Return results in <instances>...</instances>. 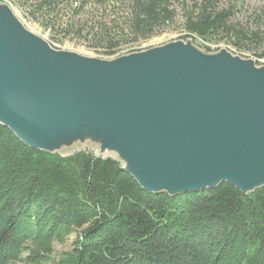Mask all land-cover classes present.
I'll return each instance as SVG.
<instances>
[{"label": "water", "instance_id": "1", "mask_svg": "<svg viewBox=\"0 0 264 264\" xmlns=\"http://www.w3.org/2000/svg\"><path fill=\"white\" fill-rule=\"evenodd\" d=\"M0 124L56 153L91 138L147 192L264 187V66L173 41L101 59L56 50L0 4Z\"/></svg>", "mask_w": 264, "mask_h": 264}, {"label": "trees", "instance_id": "2", "mask_svg": "<svg viewBox=\"0 0 264 264\" xmlns=\"http://www.w3.org/2000/svg\"><path fill=\"white\" fill-rule=\"evenodd\" d=\"M11 1L52 27L64 25L70 2ZM177 1L129 0L99 33L103 54L117 55L129 41L123 38L147 40L174 23ZM222 1L178 2L185 37L227 40L264 58V49H246L264 46V21L244 29ZM73 18L66 21L72 30ZM75 231V246L57 264H264V187L244 194L224 182L176 196L150 193L113 158L33 149L0 124V264H44L54 243Z\"/></svg>", "mask_w": 264, "mask_h": 264}, {"label": "rangeland", "instance_id": "3", "mask_svg": "<svg viewBox=\"0 0 264 264\" xmlns=\"http://www.w3.org/2000/svg\"><path fill=\"white\" fill-rule=\"evenodd\" d=\"M129 0H70L68 6L61 12L60 19L64 25L58 24L45 26L38 20L33 19L11 0H0V4L8 5L15 12L23 25L34 34L46 40L51 47L56 50H64L78 53L83 56L97 57L101 59H110L113 57L128 55L134 52L147 50L153 47L161 46L173 41H184L192 43L200 51L213 54L221 49H226L234 55L243 58L253 59L258 66H264V58H257L255 53L258 51L239 52L234 44L227 40L217 42H204L198 38L185 37L186 33L183 28V16L181 2H176L177 17L175 22L163 28L159 33L147 40L132 42L130 38H123V42L117 49V55L106 56L103 54L104 48L99 45L98 36L102 29L111 26L110 20L116 16L122 15L126 10ZM191 3L194 0H189ZM222 6L228 5L232 8L234 19L241 24L244 29H257V25L264 21V0H223ZM116 11V12H112ZM37 15V14H36ZM75 16V18H73ZM39 17V15H38ZM73 18L77 19V26L72 30L66 23ZM54 21V20H53ZM52 22V21H51ZM48 25V24H47ZM52 25V24H49ZM114 33V31H112ZM101 34V33H100ZM134 50L129 52L130 50ZM246 49H264V46L249 45ZM139 50V51H138ZM101 149L100 141L87 138L86 140H75L70 144L61 145L56 152L62 155H71L77 151H88L95 156L110 157L124 166L125 162L114 151L99 152ZM78 231L70 235L65 242H55L53 253L48 262L44 264H57L60 258L66 252H69L75 246ZM12 264H33L26 261V258Z\"/></svg>", "mask_w": 264, "mask_h": 264}]
</instances>
